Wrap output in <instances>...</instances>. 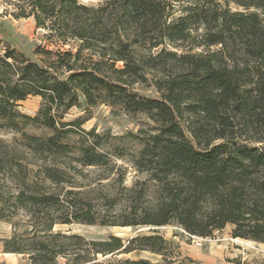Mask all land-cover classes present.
Returning a JSON list of instances; mask_svg holds the SVG:
<instances>
[{
	"label": "trees",
	"instance_id": "1",
	"mask_svg": "<svg viewBox=\"0 0 264 264\" xmlns=\"http://www.w3.org/2000/svg\"><path fill=\"white\" fill-rule=\"evenodd\" d=\"M2 1L43 31L34 58L0 47V130L20 134L0 148V221L11 227L2 252L29 264H153L120 255L166 256L172 245L156 229L104 239L53 230L70 223L200 237L230 224L232 237L264 243V0ZM29 95L41 99L34 116L17 109ZM101 103L151 121L137 150L81 129L87 118L63 120ZM126 156L145 174L138 189L96 194L70 180L80 166L123 181Z\"/></svg>",
	"mask_w": 264,
	"mask_h": 264
},
{
	"label": "rangeland",
	"instance_id": "2",
	"mask_svg": "<svg viewBox=\"0 0 264 264\" xmlns=\"http://www.w3.org/2000/svg\"><path fill=\"white\" fill-rule=\"evenodd\" d=\"M86 4H97L101 0H80ZM181 4V3H180ZM177 5V9L179 5ZM227 6L232 11H256L260 10L250 7L244 9L241 5L230 1ZM12 6L0 0V47L9 45L34 58L33 49L38 44H43V31L35 27L33 17L15 18L11 12ZM176 11L175 14H178ZM171 48V47H169ZM197 50H199L197 48ZM141 93L154 96L150 89L141 90ZM39 96L29 95L25 100L19 101L17 109L27 115L34 116L40 107ZM78 118H87L82 122L80 128L83 130L94 129L104 139L112 144L124 146L133 152L139 148L136 135H143L152 123L143 114L128 115L119 107L106 104H97L86 107H72L64 115V121H72ZM75 129H78L74 127ZM26 133L40 134L41 128L26 124L23 128ZM20 140V134L8 129L0 130V148H12ZM128 156L117 159L116 163L125 168L123 181H115V174L104 177L100 168L78 166L80 172L75 173L70 179L75 189L90 188L96 194L106 192L111 188L114 192H124V187L135 185L140 188V181L145 177L144 173L137 172L128 162ZM137 181L138 184H135ZM121 206L115 204L114 212ZM150 229H156L160 235L172 242L169 253L166 256L149 251H134L122 254L120 257L131 259L144 258L153 264H262L264 260V243L242 239L231 236L232 225L228 224L223 229L215 231L212 236L200 237L188 235L175 225L164 226H111L99 224H56L53 230H61L65 233L80 234L87 239H104L113 234L121 238H130L138 233L149 234ZM11 232L10 224L0 221V238L7 237ZM175 234V235H174ZM190 259L191 261H188ZM0 264H29L26 256L16 253H4L0 245Z\"/></svg>",
	"mask_w": 264,
	"mask_h": 264
}]
</instances>
